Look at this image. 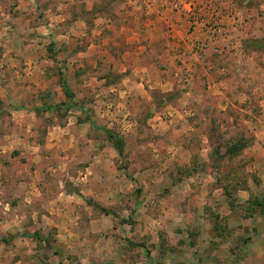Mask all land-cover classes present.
Returning a JSON list of instances; mask_svg holds the SVG:
<instances>
[{
  "label": "rangeland",
  "instance_id": "rangeland-1",
  "mask_svg": "<svg viewBox=\"0 0 264 264\" xmlns=\"http://www.w3.org/2000/svg\"><path fill=\"white\" fill-rule=\"evenodd\" d=\"M0 264H264V0H0Z\"/></svg>",
  "mask_w": 264,
  "mask_h": 264
},
{
  "label": "trees",
  "instance_id": "trees-1",
  "mask_svg": "<svg viewBox=\"0 0 264 264\" xmlns=\"http://www.w3.org/2000/svg\"><path fill=\"white\" fill-rule=\"evenodd\" d=\"M255 47H256V48H260V46L257 45V44H256ZM67 93H68V92H67ZM68 98H69V104H68L67 108H68V109H72V108L75 106L74 98H73V96H72L71 94H69V93H68ZM47 110H48V111H53L52 108H48ZM88 121L90 122V124L92 125V127H93L94 129H99V128L94 124V122H93L90 118H88ZM102 131H104L107 135H109L110 138L112 137L111 139H113L114 142L116 143V149H117L119 155H120V156H123V154H124V147H125L124 143H123L121 140H119L118 138L112 136L111 132H108V131H106V130H102Z\"/></svg>",
  "mask_w": 264,
  "mask_h": 264
},
{
  "label": "crops",
  "instance_id": "crops-1",
  "mask_svg": "<svg viewBox=\"0 0 264 264\" xmlns=\"http://www.w3.org/2000/svg\"><path fill=\"white\" fill-rule=\"evenodd\" d=\"M163 35V36H162ZM164 35H166V33H165V30L162 32V30H160L159 31V37H158V39L157 40H155V38H151L152 39V41L154 42V41H160L161 40V37H163L164 38ZM186 43V42H185ZM174 47H176V49H177V47H178V49H180L181 47H183V46H179V45H174ZM190 59H192V60H198L199 61V59H197L196 58V56H191V58ZM202 61H205V58L202 60ZM194 77V76H193Z\"/></svg>",
  "mask_w": 264,
  "mask_h": 264
},
{
  "label": "built area",
  "instance_id": "built-area-1",
  "mask_svg": "<svg viewBox=\"0 0 264 264\" xmlns=\"http://www.w3.org/2000/svg\"><path fill=\"white\" fill-rule=\"evenodd\" d=\"M178 7H179V6H178V5L176 6V4H175V9H176V10L178 9ZM190 13H193V14H194V10H191Z\"/></svg>",
  "mask_w": 264,
  "mask_h": 264
}]
</instances>
